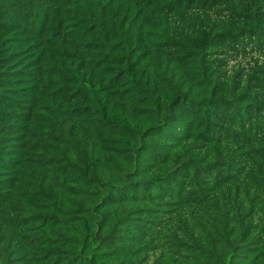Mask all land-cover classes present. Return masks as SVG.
<instances>
[{
	"label": "trees",
	"instance_id": "obj_1",
	"mask_svg": "<svg viewBox=\"0 0 264 264\" xmlns=\"http://www.w3.org/2000/svg\"><path fill=\"white\" fill-rule=\"evenodd\" d=\"M0 264H264V0H0Z\"/></svg>",
	"mask_w": 264,
	"mask_h": 264
}]
</instances>
